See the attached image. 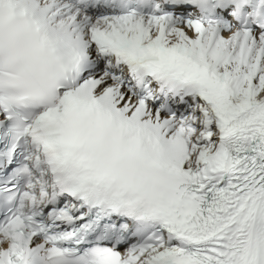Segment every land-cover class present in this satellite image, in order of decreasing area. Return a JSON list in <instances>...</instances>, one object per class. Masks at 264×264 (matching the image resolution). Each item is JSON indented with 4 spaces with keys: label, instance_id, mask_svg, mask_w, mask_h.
I'll use <instances>...</instances> for the list:
<instances>
[{
    "label": "snow or ice",
    "instance_id": "obj_1",
    "mask_svg": "<svg viewBox=\"0 0 264 264\" xmlns=\"http://www.w3.org/2000/svg\"><path fill=\"white\" fill-rule=\"evenodd\" d=\"M0 264H264V0H0Z\"/></svg>",
    "mask_w": 264,
    "mask_h": 264
}]
</instances>
